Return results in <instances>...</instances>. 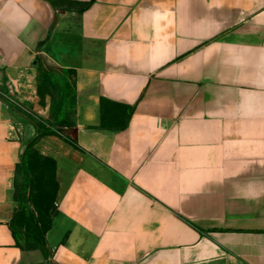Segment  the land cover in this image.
Wrapping results in <instances>:
<instances>
[{"label":"crops","instance_id":"1","mask_svg":"<svg viewBox=\"0 0 264 264\" xmlns=\"http://www.w3.org/2000/svg\"><path fill=\"white\" fill-rule=\"evenodd\" d=\"M0 264H264V0H0Z\"/></svg>","mask_w":264,"mask_h":264},{"label":"rangeland","instance_id":"2","mask_svg":"<svg viewBox=\"0 0 264 264\" xmlns=\"http://www.w3.org/2000/svg\"><path fill=\"white\" fill-rule=\"evenodd\" d=\"M54 76V73H51L49 79L54 92H57L61 88V84ZM26 163L31 175L30 202L19 226L24 234L39 240L44 237L53 213V201L56 197L55 191L58 184L55 159L28 149Z\"/></svg>","mask_w":264,"mask_h":264},{"label":"trees","instance_id":"3","mask_svg":"<svg viewBox=\"0 0 264 264\" xmlns=\"http://www.w3.org/2000/svg\"><path fill=\"white\" fill-rule=\"evenodd\" d=\"M46 69H50L48 66H45ZM60 73H68L70 70L65 69H59ZM73 89H74V83L70 80H68L66 84V93H63V96L58 100L56 104L55 113L53 115V118L51 121H46L47 125L50 126H63V125H72L73 122V111H72V102H73ZM50 126H47V130L44 132H52L53 130L50 128ZM31 186V181H26V187ZM22 237L27 241H31L32 245L34 247H39L42 251H45V248L42 243H40L38 240H36L33 237H30L23 232L21 233Z\"/></svg>","mask_w":264,"mask_h":264}]
</instances>
